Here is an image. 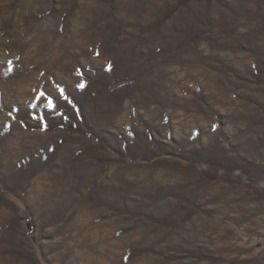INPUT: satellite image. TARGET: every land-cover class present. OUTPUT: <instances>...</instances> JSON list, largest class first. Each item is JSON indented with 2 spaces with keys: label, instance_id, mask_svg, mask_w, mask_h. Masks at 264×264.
I'll list each match as a JSON object with an SVG mask.
<instances>
[{
  "label": "rangeland",
  "instance_id": "1",
  "mask_svg": "<svg viewBox=\"0 0 264 264\" xmlns=\"http://www.w3.org/2000/svg\"><path fill=\"white\" fill-rule=\"evenodd\" d=\"M0 264H264V0H0Z\"/></svg>",
  "mask_w": 264,
  "mask_h": 264
},
{
  "label": "snow or ice",
  "instance_id": "2",
  "mask_svg": "<svg viewBox=\"0 0 264 264\" xmlns=\"http://www.w3.org/2000/svg\"><path fill=\"white\" fill-rule=\"evenodd\" d=\"M81 87H83V85H80ZM49 107H51V101H49Z\"/></svg>",
  "mask_w": 264,
  "mask_h": 264
}]
</instances>
